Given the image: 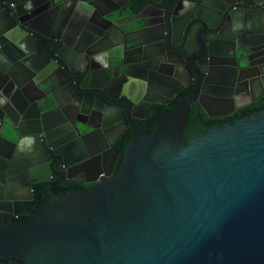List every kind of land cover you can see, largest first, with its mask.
I'll return each instance as SVG.
<instances>
[{
  "label": "water",
  "instance_id": "water-1",
  "mask_svg": "<svg viewBox=\"0 0 264 264\" xmlns=\"http://www.w3.org/2000/svg\"><path fill=\"white\" fill-rule=\"evenodd\" d=\"M223 2L204 0L184 15L153 3L154 11L166 14V26L157 33L155 16L138 28L137 15L130 29H123V17L110 18L120 8L107 10L115 0H0V148L11 146L22 159L25 146L32 155L48 149L50 130L59 132L56 139L65 146L66 152L56 154L66 158L78 146L85 150L95 131L105 135L115 111L123 116L124 107L131 111V104L138 105L130 93L153 90L173 98L175 88H193L173 112L151 116L152 135L133 127L112 181H87L99 183L65 194L55 205L46 194L32 201L7 194L28 193L48 182L49 164H0V223L6 224L0 230V264L11 259L24 264H264V109L183 138L196 102L210 116L208 98L243 106L235 105L238 96L253 92L252 79H264V0L243 2L239 12ZM40 24L49 32L37 29ZM112 28L125 38L105 49L108 67L125 78L117 96L111 85L98 84L104 68L95 65ZM38 35L47 39L45 50ZM180 37L184 44L195 39L200 51L216 59L210 69L194 65L197 72L187 76L200 79L194 87L148 65L158 62V49L175 47ZM226 89L232 93L217 92ZM84 112L90 119L98 114L100 124L78 127L72 118ZM6 156L0 151V159ZM69 184L77 183L63 185ZM27 205L29 211H19ZM20 216L29 217L16 221Z\"/></svg>",
  "mask_w": 264,
  "mask_h": 264
},
{
  "label": "flooded vegetation",
  "instance_id": "flooded-vegetation-1",
  "mask_svg": "<svg viewBox=\"0 0 264 264\" xmlns=\"http://www.w3.org/2000/svg\"><path fill=\"white\" fill-rule=\"evenodd\" d=\"M141 0H115V4L112 5L107 10L113 8H120L113 16H110L111 19L123 17L124 20L120 22V26L123 29H130L128 26L134 18L138 15L141 20H137L136 26L138 28H142L143 24L150 25L151 22L148 18L155 16L152 21V25L156 26L157 33L161 32V26L165 24L166 14L162 16L161 13L154 11L151 8V5L157 4L161 5L162 9L165 12H169L171 7H174V11L176 15H184L186 13H190L192 8L196 5H202L204 0H142L145 5L139 10L138 13L133 14L135 8L138 5V2ZM222 0H211V3L220 4ZM251 0H224L221 5L226 8L230 7V9H234L239 12L240 7L243 6V2H250ZM264 5L260 6L263 7ZM259 7V9H260ZM258 10V7L256 6ZM240 24V23H239ZM241 25H239L240 27ZM41 32L48 33V29L45 25L36 26ZM163 27V26H162ZM16 32L17 35L23 33V31L18 30ZM29 33L30 31L27 30ZM226 32V29H225ZM194 34V33H193ZM227 34L234 39L231 33L227 32ZM22 35V34H21ZM211 35L209 34V39ZM125 42L124 33H120L116 29H111V34L108 39L102 43L100 46V53L96 60L97 66L104 68L98 76V84L100 85H111V89H113V95H119V91L121 86L125 85V78L123 74L116 69L108 67V59L107 54L105 53V49L112 47L114 45H118L119 43ZM38 44L42 49H46L47 39L38 35ZM176 46L169 48L165 45L164 48H160L157 50L159 52V57L156 59L158 62H149L148 65L152 67H156L155 71L160 73L162 76L167 77L166 73L171 72L172 74H176L177 78L174 76V81H177L182 85L193 84V87L198 83V79H193L190 81L187 76L190 71H196L194 65H197L198 69L207 68L210 69L213 66L211 64L216 63V59L209 57L206 55V51H200L198 48V43L195 39H189L188 42L184 44V38L180 37L176 41ZM234 45H230L229 49H232ZM104 50V52L102 51ZM228 63H233V60H227ZM112 64H116L112 61ZM200 64V66H199ZM264 68V67H263ZM260 71V70H258ZM166 72V73H165ZM197 72V71H196ZM257 72V71H256ZM164 73V74H162ZM199 74V73H198ZM264 74V73H263ZM264 77V76H263ZM178 79V80H177ZM263 82L257 81L256 79H252L253 92L249 91L244 92L238 96L237 103L235 105H243L240 107H233L232 101L229 99L225 100H209V98L205 101V105L207 106V110L212 116H210L201 106L199 102H196L195 105H200L204 113L210 120H212V124H228V119L232 118V116L238 113V110L249 105H252L261 99L264 98V91L262 87L264 86ZM200 85V84H199ZM142 86L139 88L141 89ZM118 89V93L117 90ZM159 89H162L159 87ZM178 90V94L173 98H167L162 96L158 92H154L153 90L148 91V93H140L137 92L134 95L130 93L133 99L139 101L138 105L131 104V111L126 106L124 107L123 116L118 114L116 111L114 112V117H111L110 121L112 124L105 129V135L100 133L99 131H95L90 137H88L87 146L84 150V146H78V149L75 153H68L67 157H62L56 152H66L65 146L59 139H56L58 135V131L50 130L46 133L47 137L51 140L47 145L49 146L46 151L40 149L37 154L32 155L28 146L23 148V153L25 156L23 159L19 152H17L11 146H7V148H0L4 154H6V158L0 159V164H4L6 162H10V165L18 166L22 163H26L27 166L36 163L40 166H45L47 164L50 165L53 173L48 176L50 179L46 183L35 184L33 185L28 193H17V191H5L8 196L14 195L13 197H23V198H32L42 197L46 194L52 204H57L58 199L70 193H82L87 191L90 187L97 185L99 182L90 183L87 181H92L97 178L101 180L107 179L108 181H112L114 177L120 170V167L123 164V160L125 157V153L129 146H124L126 139L129 135L132 136L133 127L137 126L138 130L141 132L149 129L152 123H147L153 114L159 112H171L173 104L180 98L183 94L186 96L182 97L180 100L186 98L192 93L193 88L184 87L179 90V87L175 88ZM162 90H166L169 94L174 93V88H166L164 87ZM209 91H216L212 88H206ZM222 95H230L232 91L226 89L224 91H217ZM179 100V101H180ZM194 105V106H195ZM193 109V108H192ZM192 111V110H191ZM191 115V113H190ZM252 116V115H251ZM76 118V124L78 127H86L82 126L81 123H87L92 126H98L100 124L101 119L98 117V114L93 116L91 119L88 116L87 112L84 114H78L76 117L73 116L72 120ZM79 121V122H78ZM155 126V125H154ZM66 130L69 127H65ZM29 130H36L37 128H30ZM65 130V131H66ZM64 131V132H65ZM88 131H91L89 129ZM143 134V133H142ZM31 146V144H29ZM22 150V149H21ZM78 162V165H67L70 162ZM2 162V163H1ZM17 170V169H16ZM102 174L100 175V173ZM99 174V175H98ZM21 176V174L19 175ZM47 177V176H45ZM17 179V178H16ZM21 181H13V186L17 185ZM65 182H76L77 184H69L63 185ZM57 184L59 188L52 187V185ZM5 194V195H7ZM30 201V202H31ZM56 201V203H54ZM29 202V203H30ZM39 206V203L34 207L33 211H35ZM16 209L13 207V210ZM19 211H29V206L20 207ZM29 216H20L16 221H26ZM9 220V219H8ZM6 224L0 223V230L5 227ZM11 264H22L19 260H10Z\"/></svg>",
  "mask_w": 264,
  "mask_h": 264
},
{
  "label": "trees",
  "instance_id": "trees-1",
  "mask_svg": "<svg viewBox=\"0 0 264 264\" xmlns=\"http://www.w3.org/2000/svg\"><path fill=\"white\" fill-rule=\"evenodd\" d=\"M145 5V3L141 0L138 2L137 7L135 8V11L133 12V14L138 13L139 10ZM186 96V94H183L180 98L177 99V101H175V103L173 104L172 109H170L171 112H173L177 106V103L179 102V100ZM264 109V98L261 99L260 101L249 105L247 107L241 108L238 110V113L234 116H232V118L228 119V123H235L237 120H240L242 118L251 116V115H256L258 114L260 111H262ZM223 126V124L219 123L216 125L212 124V120H210V118H208L206 116V114L204 113V111L202 110L200 105H195L191 111V115L189 118V122L185 128L184 134H183V138L185 140H189V138L193 135H197V134H201L204 130L209 129V128H218ZM155 130V126L152 125L149 129L142 131L141 133H143L144 135H152L153 132ZM132 140V136L129 135L126 139L125 145L124 146H129ZM52 187L55 188H59V185L54 184L52 185ZM56 203V201L54 202ZM22 264H24L22 262Z\"/></svg>",
  "mask_w": 264,
  "mask_h": 264
}]
</instances>
